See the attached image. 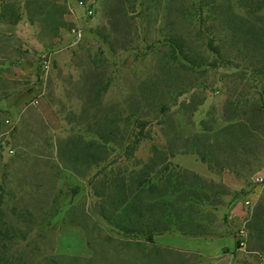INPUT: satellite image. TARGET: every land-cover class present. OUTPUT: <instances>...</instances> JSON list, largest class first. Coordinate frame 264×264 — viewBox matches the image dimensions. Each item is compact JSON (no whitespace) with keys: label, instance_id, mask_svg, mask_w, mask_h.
<instances>
[{"label":"rangeland","instance_id":"rangeland-1","mask_svg":"<svg viewBox=\"0 0 264 264\" xmlns=\"http://www.w3.org/2000/svg\"><path fill=\"white\" fill-rule=\"evenodd\" d=\"M39 1L33 21L0 0L20 17L0 19L1 259L201 264L160 239L233 236L219 264H264V0ZM154 147L175 153L150 177L180 218L151 243L104 211Z\"/></svg>","mask_w":264,"mask_h":264},{"label":"trees","instance_id":"trees-1","mask_svg":"<svg viewBox=\"0 0 264 264\" xmlns=\"http://www.w3.org/2000/svg\"><path fill=\"white\" fill-rule=\"evenodd\" d=\"M12 5L13 10L12 8L6 10V8L8 9V6L2 8L0 19L3 22L17 23L19 21L20 17L14 9L15 3ZM32 6H37L38 8L37 15L34 17H32ZM26 10L33 21L37 18H42L41 16L45 14L44 7L40 4L39 0H26ZM171 43L174 55L178 56L181 54L179 47H177L174 42ZM183 60L188 62L187 58H183ZM259 103L260 105L258 107L254 106L253 112L262 111L264 105L263 96L259 98ZM174 155L175 153H167L164 148L154 147L151 151L152 157L150 159V165L147 166L146 173L144 171V173L141 172L139 176H137V180L132 177L114 180L115 193L120 201L116 207L111 204L112 207L109 211H104L105 219L110 220L109 222L111 226L124 234L145 236L151 243L153 242L155 235L173 230L176 225L171 218L172 216L180 218L179 212L164 200L169 196L167 190L160 191V186L155 185L150 176L153 171L160 166H162L163 169H167L166 164H168L169 159ZM171 178L172 177H169L166 181L170 185L173 183ZM173 189L176 192L174 187ZM143 194H146V197L142 199L141 195ZM2 228V223H0V236H2L3 232L7 234V232H5L6 229L4 230ZM178 230L182 231L180 229ZM191 236L207 235L193 232L191 233ZM238 246L239 242L236 241V247L238 248ZM1 249H4V247ZM21 261L22 260H14L12 257L10 260L1 259L0 257V264H21Z\"/></svg>","mask_w":264,"mask_h":264},{"label":"crops","instance_id":"crops-1","mask_svg":"<svg viewBox=\"0 0 264 264\" xmlns=\"http://www.w3.org/2000/svg\"><path fill=\"white\" fill-rule=\"evenodd\" d=\"M161 244L194 250L199 253L203 262L201 264H219L226 257H230L231 253L236 248V240L232 237H222L213 240L201 238H184V237H162Z\"/></svg>","mask_w":264,"mask_h":264},{"label":"built area","instance_id":"built-area-1","mask_svg":"<svg viewBox=\"0 0 264 264\" xmlns=\"http://www.w3.org/2000/svg\"><path fill=\"white\" fill-rule=\"evenodd\" d=\"M78 6L81 7L82 9L85 10L86 14L88 16H93L94 15V11H95V4L93 0L90 1H86V0H78ZM43 70L44 71H48L49 70V60L48 59H44L43 61ZM256 182L258 183H263L264 182V177L262 176H258L255 179ZM245 205L246 206H251V202L249 200L245 201ZM245 231L242 230L240 232V236H244ZM240 244L243 246L245 243L243 241L240 242Z\"/></svg>","mask_w":264,"mask_h":264}]
</instances>
